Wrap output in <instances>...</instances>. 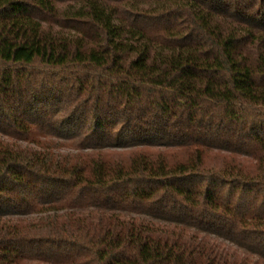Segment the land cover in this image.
Wrapping results in <instances>:
<instances>
[{
    "label": "trees",
    "instance_id": "trees-1",
    "mask_svg": "<svg viewBox=\"0 0 264 264\" xmlns=\"http://www.w3.org/2000/svg\"><path fill=\"white\" fill-rule=\"evenodd\" d=\"M0 264H264V0H0Z\"/></svg>",
    "mask_w": 264,
    "mask_h": 264
}]
</instances>
